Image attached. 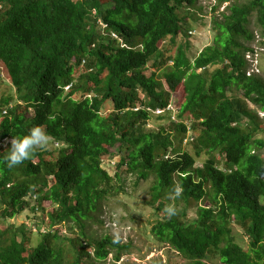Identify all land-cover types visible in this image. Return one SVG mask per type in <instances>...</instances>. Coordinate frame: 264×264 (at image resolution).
Here are the masks:
<instances>
[{"label": "trees", "instance_id": "trees-1", "mask_svg": "<svg viewBox=\"0 0 264 264\" xmlns=\"http://www.w3.org/2000/svg\"><path fill=\"white\" fill-rule=\"evenodd\" d=\"M195 1L0 0V60L17 91L15 104L1 102L0 156L5 139L34 125L67 144L64 154L36 150L14 168L0 159V220L32 204L48 216L36 245L27 225L1 223L0 264H94L112 252L120 260L131 243L95 238L88 227L102 201L124 190L115 184L124 168L155 176L151 203L158 210L164 192L182 187L186 207L162 214L152 232L190 263L203 264L216 251L224 264H264V138L257 136L264 121L248 104L264 111V78L248 75L246 60L254 14L264 33V0H219L230 5L214 19V42L192 59L178 37L190 19L182 9ZM175 92L181 96L172 120L167 107ZM153 114L173 128H147ZM189 125L200 130L194 153L176 145ZM118 144L113 175L103 160ZM194 203L197 217L189 220ZM67 221L78 229L74 236L63 232ZM234 222L249 237V251L236 242Z\"/></svg>", "mask_w": 264, "mask_h": 264}, {"label": "rangeland", "instance_id": "rangeland-1", "mask_svg": "<svg viewBox=\"0 0 264 264\" xmlns=\"http://www.w3.org/2000/svg\"><path fill=\"white\" fill-rule=\"evenodd\" d=\"M108 5L111 6V3ZM229 5L228 3L220 2L219 0H196L194 5H186L182 9V13L189 16L190 19L188 20V23H185L184 32L178 37V42L187 46L188 55L192 59L197 56L205 46L214 42L217 32L214 28V19L216 17L222 18L223 11L226 12ZM102 27H104V24ZM250 27L254 30V37L252 41L249 42V45L254 50L250 52L255 56V63L257 61L255 69L259 67L256 74L264 78V34L257 27L255 14L251 18ZM166 45L168 54L175 51V49L172 50L173 47H170L169 42H167ZM172 63L173 62H170V64ZM80 69H82V67H80ZM77 74H80V72H77ZM160 76H162V72ZM165 86L168 87L166 84ZM179 96H181V93L175 92L172 97L171 105L174 106L175 109L176 105L178 106L180 99ZM5 98H10L12 104H15L17 91L6 72L5 66L2 65L0 60V113L3 110L1 102ZM248 104L253 107L252 109L254 111L259 113L261 119L264 121V111H261L250 101H248ZM108 107H111L110 103H108ZM108 110L110 109H107V111ZM32 113L33 111H30L28 114L30 115ZM157 116L158 115L153 114V117L146 125L147 128L159 129L160 126L173 128L172 123L167 119H158ZM199 132L200 130L191 129L189 125L188 132L184 139L182 142L176 140V145H180L182 148L181 150H187L194 153L192 137H196ZM257 136L264 138V132H260ZM10 141L11 139H5L3 143L5 146L9 147ZM58 143L61 144L59 149L51 148L53 157H56L57 154L59 155L60 151H62L63 154L65 153L67 144L63 141ZM111 151L112 154L103 160V166L107 168L111 174L115 175V171L117 170L116 167L120 158L119 144L114 146ZM122 153L125 154V152H121V154ZM260 153L264 157V149H262ZM170 154H172V152H170ZM216 154L219 153L216 152ZM207 157V153H202V155L198 157L196 166L201 167ZM218 160L219 164H222L223 158L221 157L220 159V156H218ZM112 161H115L117 164H113ZM121 174L122 180L115 177V184L124 185V190L114 193V195L108 196L107 199L102 201L101 208L97 212V218L90 220L88 230L95 238L109 234L115 238L121 239L123 243L130 242L131 247L129 251L122 254L120 260H115L113 257L114 253L112 252L104 260H95L94 264H193L179 253L178 250L172 248L171 245L158 240L152 232V226L156 219L164 214L163 209L158 210L156 204L151 203L154 195L153 186L155 183V176L151 174L147 179H142L139 178L137 173L128 172L126 168L122 169ZM171 193L172 191L167 193L164 192L162 198L166 200V204L171 203L178 209H184L186 203L180 198L169 199ZM206 201V199L201 201V204H205ZM32 205L20 214L9 218L7 221L2 222L0 220V224H13L14 226H20L22 224L27 225L30 244L36 245L41 239L39 226L42 227V229L46 228L44 225H46L45 221L48 220V216L44 215L42 211H35V208ZM198 206L194 203L191 207L187 208V217L189 220L197 217ZM61 225H63V232L67 236H74L78 232L73 221H67ZM232 227L236 242L244 250L249 251L251 249L250 239L246 235L244 229L235 222L232 223ZM30 229L33 232H31ZM19 239H21L20 235ZM203 264H224V262L222 261L220 254L214 251L204 259Z\"/></svg>", "mask_w": 264, "mask_h": 264}, {"label": "clouds", "instance_id": "clouds-1", "mask_svg": "<svg viewBox=\"0 0 264 264\" xmlns=\"http://www.w3.org/2000/svg\"><path fill=\"white\" fill-rule=\"evenodd\" d=\"M225 2L229 5V1ZM152 111L154 112V110ZM3 113H6V109L3 110ZM60 147L61 144L54 141L52 136L45 130V128L39 125H34L28 129L26 134L13 136L10 141V147H8L7 150L3 152V155L0 156V159L3 160L8 168H14L17 165L23 163L25 160H29L32 156V153L36 150H47L49 148L59 149ZM181 193L182 187L180 185H175L172 188V193L170 194L169 199L179 198ZM163 212L168 217H172L177 214V209L173 204L169 203L164 206ZM35 226L38 227L37 225Z\"/></svg>", "mask_w": 264, "mask_h": 264}, {"label": "built area", "instance_id": "built-area-1", "mask_svg": "<svg viewBox=\"0 0 264 264\" xmlns=\"http://www.w3.org/2000/svg\"><path fill=\"white\" fill-rule=\"evenodd\" d=\"M262 32V31H261ZM263 33V32H262ZM264 34V33H263ZM113 35H115V36H117V34L116 33H113ZM255 37H256V34H255ZM254 49L250 46V49H248L247 51H246V60H247V62H248V71H247V73H248V75H258V74H256L257 72V70H259V67H257L256 69H255V64H257V61H256V63H255V61H254V55L250 52V51H253ZM69 87V86H68ZM67 87V88H68ZM171 111L172 112V118L175 120L176 119V109L174 108V106H172L171 105V103L168 105V107H167V111ZM166 111V109H160V108H157L156 110H154V112L155 113H164ZM192 139H193V137H192ZM112 163L113 164H116L115 163V161H112Z\"/></svg>", "mask_w": 264, "mask_h": 264}]
</instances>
